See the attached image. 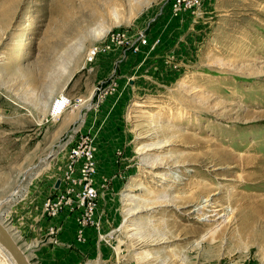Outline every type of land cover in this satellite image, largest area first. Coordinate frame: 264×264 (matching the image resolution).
Wrapping results in <instances>:
<instances>
[{"label": "rangeland", "instance_id": "1", "mask_svg": "<svg viewBox=\"0 0 264 264\" xmlns=\"http://www.w3.org/2000/svg\"><path fill=\"white\" fill-rule=\"evenodd\" d=\"M4 97L71 100L119 264H264V0H0Z\"/></svg>", "mask_w": 264, "mask_h": 264}, {"label": "crops", "instance_id": "2", "mask_svg": "<svg viewBox=\"0 0 264 264\" xmlns=\"http://www.w3.org/2000/svg\"><path fill=\"white\" fill-rule=\"evenodd\" d=\"M4 98H0V209L11 210L2 213L1 225L30 264H119L115 248L104 240L106 218L100 210L95 217L87 215L79 196L82 186L67 179L64 161L49 163L58 144L70 135L75 117L65 115L57 125L53 107L43 106L40 98L23 105ZM58 197L62 207L51 215L46 205Z\"/></svg>", "mask_w": 264, "mask_h": 264}, {"label": "built area", "instance_id": "3", "mask_svg": "<svg viewBox=\"0 0 264 264\" xmlns=\"http://www.w3.org/2000/svg\"><path fill=\"white\" fill-rule=\"evenodd\" d=\"M97 55V52L91 51L88 53V58L87 60L89 62H93L95 57ZM62 99V100H61ZM62 103V113L63 111L68 107V105H71V100L65 97L60 98ZM59 101L57 100L56 103ZM55 103L53 110H52V115L54 116L55 112V107L57 104ZM83 138V137H82ZM81 138V139H82ZM77 141V140H76ZM75 142L74 136L69 135L66 139V144L68 143H73ZM83 157L86 162L84 164V167L82 169H77L75 166L78 163L79 159ZM69 167L67 168V179L71 180L74 184L79 183L82 186V191L80 193V199L82 203L86 206L87 209V215H93L94 211L96 210V205H97V200H96V195L97 191L95 190L94 187L91 186L90 180H89V175L91 172L94 171L93 168V163H94V155L91 151V149H87V147L83 150L79 148H73L70 152V157H69ZM78 175V178L75 177V175ZM62 198H57L55 200H51L47 203V211L51 214L54 215L56 212L59 211V209L62 207ZM67 202L70 203V199H67Z\"/></svg>", "mask_w": 264, "mask_h": 264}, {"label": "water", "instance_id": "4", "mask_svg": "<svg viewBox=\"0 0 264 264\" xmlns=\"http://www.w3.org/2000/svg\"><path fill=\"white\" fill-rule=\"evenodd\" d=\"M53 156V155H52ZM0 243L9 252L16 264H30L13 236L0 223Z\"/></svg>", "mask_w": 264, "mask_h": 264}, {"label": "bare ground", "instance_id": "5", "mask_svg": "<svg viewBox=\"0 0 264 264\" xmlns=\"http://www.w3.org/2000/svg\"><path fill=\"white\" fill-rule=\"evenodd\" d=\"M61 100H62V99H61ZM61 100L59 99V100H58L59 102L56 103L57 106L55 107V112H54V113H55V114H54L55 117H58L59 115L62 114V103H63V102H61ZM131 198H133V196H132ZM134 198H135V197H134ZM0 244H1V243H0ZM1 245H2V244H1ZM2 247H3V245H2ZM2 247H0V249H1L2 251H4L5 248L3 247V248H4V249H3ZM5 250H6V249H5ZM6 251H7V250H6ZM7 252H8V251H7ZM8 253H9V252H8ZM11 257H12V256H11ZM11 260H12V258H11ZM13 260H14V259H13ZM13 260H12V261H13ZM14 261H15V260H14ZM14 261H13V263L15 264L16 262H14Z\"/></svg>", "mask_w": 264, "mask_h": 264}]
</instances>
